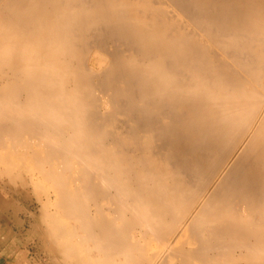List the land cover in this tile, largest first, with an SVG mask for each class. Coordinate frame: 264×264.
<instances>
[{
    "label": "bare ground",
    "instance_id": "6f19581e",
    "mask_svg": "<svg viewBox=\"0 0 264 264\" xmlns=\"http://www.w3.org/2000/svg\"><path fill=\"white\" fill-rule=\"evenodd\" d=\"M0 247L264 264V0H0Z\"/></svg>",
    "mask_w": 264,
    "mask_h": 264
},
{
    "label": "rangeland",
    "instance_id": "374dc122",
    "mask_svg": "<svg viewBox=\"0 0 264 264\" xmlns=\"http://www.w3.org/2000/svg\"><path fill=\"white\" fill-rule=\"evenodd\" d=\"M32 211H34L33 206L29 205L27 207V212L31 213ZM22 214L23 213H20V215L18 216L19 219H21V218L23 219V215ZM23 249L27 250L29 252V255H30L29 257L30 258H34L35 261L38 260V261H36L37 264H40V263L49 264V261L47 259L44 260V262L42 261V258H43L42 256H44V255L52 256L49 253H51V254L53 253L51 248H33V249L32 248H29V249L28 248H23ZM30 249H32V250L30 251ZM39 251H40V253H39ZM34 254H36L37 257ZM40 254H42V256ZM57 257L60 258L59 255ZM39 259H40V261H39ZM59 262H61L60 259H59V261L57 260L56 263L64 264V263H59Z\"/></svg>",
    "mask_w": 264,
    "mask_h": 264
},
{
    "label": "crops",
    "instance_id": "0c3cea01",
    "mask_svg": "<svg viewBox=\"0 0 264 264\" xmlns=\"http://www.w3.org/2000/svg\"><path fill=\"white\" fill-rule=\"evenodd\" d=\"M0 247V264H12L13 258L11 257L12 253L5 252L6 248ZM14 249V248H13ZM29 249V248H28ZM16 252L24 251L23 248H17ZM32 250V249H30ZM2 255V256H1ZM4 255V256H3ZM5 257V258H4ZM7 257V258H6ZM30 258V257H29ZM3 259V260H2ZM32 261V258H30V262ZM8 262V263H7Z\"/></svg>",
    "mask_w": 264,
    "mask_h": 264
}]
</instances>
